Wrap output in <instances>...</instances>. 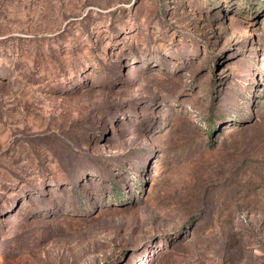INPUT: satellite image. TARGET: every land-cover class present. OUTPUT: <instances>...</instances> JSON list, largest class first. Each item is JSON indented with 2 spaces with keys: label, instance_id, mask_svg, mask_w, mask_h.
Segmentation results:
<instances>
[{
  "label": "rangeland",
  "instance_id": "rangeland-1",
  "mask_svg": "<svg viewBox=\"0 0 264 264\" xmlns=\"http://www.w3.org/2000/svg\"><path fill=\"white\" fill-rule=\"evenodd\" d=\"M0 264H264V0H0Z\"/></svg>",
  "mask_w": 264,
  "mask_h": 264
},
{
  "label": "trees",
  "instance_id": "trees-1",
  "mask_svg": "<svg viewBox=\"0 0 264 264\" xmlns=\"http://www.w3.org/2000/svg\"><path fill=\"white\" fill-rule=\"evenodd\" d=\"M214 130V129H213Z\"/></svg>",
  "mask_w": 264,
  "mask_h": 264
}]
</instances>
